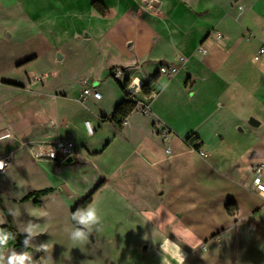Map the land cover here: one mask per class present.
Segmentation results:
<instances>
[{
    "label": "rangeland",
    "instance_id": "rangeland-1",
    "mask_svg": "<svg viewBox=\"0 0 264 264\" xmlns=\"http://www.w3.org/2000/svg\"><path fill=\"white\" fill-rule=\"evenodd\" d=\"M159 1L162 5L151 13L156 16L146 12L129 31L138 37L139 32L151 29L156 37L152 49L158 56L181 53L189 59L197 83H189L185 89L174 80L161 109L179 138L195 134L204 139L207 156L195 150L203 159L199 181L192 180L183 188L168 178L170 195L160 204L145 179L137 183L120 179L122 174L116 171L119 163L112 152L91 161L76 158L63 165L61 174L19 154L14 166L6 173L0 171L4 207L3 211L0 206V225L12 224L25 234L23 242L32 250L3 249L0 244V264H10L13 258L15 264H264V197L250 191L249 175L256 161L264 163V54L255 60L264 46V0L258 2L259 11L253 0H240L243 8L238 19L237 5L233 3L231 8L229 0H202L212 13L196 17L186 13L183 0ZM39 3V33L20 29L24 41L18 49L25 57L36 59L16 69L6 62L0 66V77L13 79L26 71L34 76L47 71V92L53 97L67 95L63 103L64 113L69 114L67 124H80L87 135L86 120L96 117L100 100L89 96L84 104L80 98L86 86L83 81L99 86L103 97L119 89L112 76L108 79L111 83H105L103 72L105 64L125 50L103 48L100 41L107 30L125 26L113 18L103 21L85 0ZM137 11L140 17L143 11L139 5ZM221 13L232 14L222 26L230 39L214 44L210 39L205 43L208 54L201 58L196 50L208 34L200 35L205 30L215 31ZM142 43L147 45L145 37ZM5 53L6 48L0 47V59ZM118 81L124 84L122 76ZM162 82L165 86L167 81ZM155 89H160L157 84ZM251 117L260 125H250ZM110 134L99 130L87 138L95 143ZM166 147L173 152L169 161L179 156L180 163L187 162L179 143ZM209 153L214 157L206 167ZM2 162L4 158H0ZM167 169L168 176L176 170L171 164ZM49 187L56 189L40 206L34 200L21 202L30 191ZM90 194L91 203L79 214L94 210L96 222L84 225L78 219L87 234L74 237L81 230L73 223L72 211ZM229 204L236 205L232 217L226 212Z\"/></svg>",
    "mask_w": 264,
    "mask_h": 264
},
{
    "label": "crops",
    "instance_id": "crops-1",
    "mask_svg": "<svg viewBox=\"0 0 264 264\" xmlns=\"http://www.w3.org/2000/svg\"><path fill=\"white\" fill-rule=\"evenodd\" d=\"M94 1L96 0H85L88 6H91L93 12L102 17L103 21H111L113 18L118 20V25L125 26L121 28L127 29H124V31L121 28L109 29L106 32V37L100 41L103 48L117 46L125 50L122 56L112 59L107 65L105 64L103 72L105 83H111L108 80L111 70L123 72L124 84L129 78L134 77L150 80L151 77L158 74L159 66L162 63H175L180 55L186 57L181 53H176L174 56H158L152 49L155 43L153 39H156V37L153 38L154 32L151 29L146 28L143 32H139L138 37L129 31L130 26L134 25V22L144 19L142 17L146 12L153 16L152 14L158 11V8L162 5L159 0H98L106 7L107 12L105 15H101L96 11L93 6ZM201 1L183 0L185 5L183 8L190 17L195 15L209 16L212 13L210 5L201 3ZM214 1L216 3L219 2L218 0ZM242 1L247 2L248 0ZM258 2L259 0H253V7L257 11L260 10ZM233 3L237 5L239 10L236 17L238 19L242 16L240 12L243 6L240 0H229L231 8L234 7ZM39 4V0H0V47L6 48L5 57L0 59V66H4V63L7 62L10 67L16 69L36 59V57H25L18 49L19 45L24 41V34L20 32V29L24 31L28 29L30 32L39 33L42 20ZM137 5L143 11L140 17H138L140 13L137 11ZM48 16L49 18L51 17L50 14ZM227 17H232V14L223 15L221 13L218 16V23L214 27L215 31L223 34L224 43H227L230 39L229 33L224 31L222 27L223 24L228 23ZM213 33L205 30L200 36L208 35L199 45H205L209 41L207 38ZM86 34L90 36L89 32ZM144 37L147 39L146 47L142 43V38ZM212 47L214 46L212 45ZM225 48H228L227 44ZM196 53L199 55L197 50ZM186 58L187 62L180 66L179 72L173 78L169 79L158 74L156 84L160 89L150 104V113L144 114L136 110L128 117L122 129L116 128L110 121L103 122L101 119L104 116H111L118 104L124 99V93L120 87L121 84L118 78H115L119 85V89L117 88L116 92L106 97L101 96L100 99H95L92 96L93 99L96 101L100 100V102H98V108L95 112L96 117L88 116L86 120L85 130H88L87 135L83 133L84 129L82 130L80 124H67L69 114L67 115L63 111V103H65L67 95L57 94L53 97L47 92L44 83L45 79L50 77L47 71L43 75L36 74L35 76L26 71L13 79L0 77V158H4L5 164L2 172L6 173L14 166L18 155L23 154L29 156L33 161L40 162L46 168L49 167L51 169L52 167L55 174L63 173V165L66 164V160L54 163L45 157L37 156L41 146L51 140L63 138L73 141L76 148L77 146L81 147L80 149L77 148L74 160L82 158L86 161H91L94 158L105 157L112 152L113 157L119 163L116 171L122 174L120 179H134L136 180L135 183L139 182V179H145L148 182L146 186L151 188L150 194L156 195L159 203L163 204L170 195L166 189V180L171 178L173 183L183 188L186 183L192 180L199 181L198 171H200L203 160L196 155L195 149L186 143L189 136L179 138L178 130L164 119L163 110L161 109L166 103L169 87H173L171 83L174 80H178L181 85L184 84L185 89L189 86V83L192 85L197 83L189 69V59L188 57ZM158 61L159 63H157ZM37 76L40 77L39 80H36ZM163 79L167 81L165 86L162 82ZM86 81L89 86L92 85L99 90V86H96L95 83L90 80ZM80 98L83 101L86 100L83 94H81ZM84 104L87 105L86 101H84ZM75 127H77L79 132ZM164 129L169 132L167 138L163 136L162 131ZM99 130L108 131L111 134L102 137L95 143L87 138V136L94 137ZM112 135L113 139H111ZM191 136L199 138L197 142L206 150L205 141L202 137L195 134ZM174 143H179L181 155L184 159H187L186 163H180L181 158L179 156L169 161L168 156L172 155L173 152L166 146H173ZM209 154L210 157L205 160L206 167L211 162L208 160L214 157V154ZM184 159L182 160L184 161ZM257 163L263 162L256 161L251 166L249 174L251 175L250 191L254 194L257 193L251 190L252 169ZM169 164L173 165L176 170L168 176L167 166ZM169 173L171 172L169 171ZM103 182L106 183L107 180ZM49 188L56 189V187ZM181 194H185L184 189H182Z\"/></svg>",
    "mask_w": 264,
    "mask_h": 264
},
{
    "label": "built area",
    "instance_id": "built-area-1",
    "mask_svg": "<svg viewBox=\"0 0 264 264\" xmlns=\"http://www.w3.org/2000/svg\"><path fill=\"white\" fill-rule=\"evenodd\" d=\"M241 8V7H240ZM207 39H212V42H217L219 40H224L222 33L215 31L213 34L209 35ZM197 52L201 57H204L208 54V48L206 45H199ZM264 54V46L259 48V51L255 55V60H260L261 56ZM187 62V58L184 56H178L175 63H162L159 66L158 74L166 78H173L180 69V66ZM123 75V72L116 70L114 72V78H119ZM40 77L37 76L36 80H39ZM149 82V79H141L139 77L129 78L125 82V91L128 95L131 96V99L137 104V110L141 111L144 114L150 113V104L151 99H154L157 95V90H151L148 97L142 95V88L145 87ZM86 86L83 89V97L87 98L93 96L95 99H100L102 94L100 91L88 84L86 80L83 81ZM164 138H167L169 135L168 130L164 129L162 131ZM199 143V142H198ZM169 152V150H167ZM200 156L206 157L207 153L199 147L197 150ZM77 153L76 145L73 141L63 138H57L47 142L44 146H41L39 152L37 153L38 157H45L48 160L58 163L65 161L68 157H74ZM3 169L0 168V171ZM251 190L256 192L259 196L264 197V163H257L253 166L252 169V183Z\"/></svg>",
    "mask_w": 264,
    "mask_h": 264
},
{
    "label": "trees",
    "instance_id": "trees-1",
    "mask_svg": "<svg viewBox=\"0 0 264 264\" xmlns=\"http://www.w3.org/2000/svg\"><path fill=\"white\" fill-rule=\"evenodd\" d=\"M93 6L99 14L101 15L106 14L107 10L102 2L96 0L94 1ZM114 72L115 70H111L109 75L113 76ZM157 81H158V74L151 77L148 84L142 88V95L145 97H148L151 90L155 89V84L157 83ZM120 87L124 93L123 101L118 104V106L116 107L115 111L113 112L111 116H104L101 118L103 122H107V121L112 122L115 125V127L118 129H122L128 117L137 110V104L131 99V96L128 95L125 91V84L120 85ZM150 101L152 102L153 99H151ZM192 138H193L192 136L187 138L186 143L191 145V147L197 151L199 147L201 146V144L197 142L199 138H194L195 139L194 141H192ZM53 191H54L53 188H44L41 190H34L32 192H29L27 195H25L21 199V202H29L31 200H34V204L37 206H40L42 199L48 196L49 194H51ZM91 201H92V194H90L85 200L79 203L77 207L72 211L73 223L84 234H87V232L84 228H82L79 225L77 214L79 213L81 209L87 208L88 205L91 203ZM0 206L4 211V207H3L1 199H0ZM232 208H236V205L229 204L226 206V212L229 216H234L235 211L232 210ZM24 237H25V234L18 233L12 224L0 225V244L3 249L18 248L25 252H30L32 249L24 244L23 242Z\"/></svg>",
    "mask_w": 264,
    "mask_h": 264
},
{
    "label": "clouds",
    "instance_id": "clouds-1",
    "mask_svg": "<svg viewBox=\"0 0 264 264\" xmlns=\"http://www.w3.org/2000/svg\"><path fill=\"white\" fill-rule=\"evenodd\" d=\"M77 218L79 219L80 223L84 224V225H90L92 223L96 222V214L94 210H89L86 214L84 215H80L79 213L77 214ZM84 233L81 231H76L74 233V237H83ZM10 264H15V259H11L10 260Z\"/></svg>",
    "mask_w": 264,
    "mask_h": 264
},
{
    "label": "water",
    "instance_id": "water-1",
    "mask_svg": "<svg viewBox=\"0 0 264 264\" xmlns=\"http://www.w3.org/2000/svg\"><path fill=\"white\" fill-rule=\"evenodd\" d=\"M249 124L250 125H252V126H259L260 125V122L259 121H257L255 118H253V117H251L250 119H249ZM239 130L241 131V132H243V130L241 129V128H239ZM74 162V157H68L67 159H66V163L67 164H71V163H73Z\"/></svg>",
    "mask_w": 264,
    "mask_h": 264
},
{
    "label": "bare ground",
    "instance_id": "bare-ground-1",
    "mask_svg": "<svg viewBox=\"0 0 264 264\" xmlns=\"http://www.w3.org/2000/svg\"><path fill=\"white\" fill-rule=\"evenodd\" d=\"M0 168H2V169L5 168V164H4V162L0 163Z\"/></svg>",
    "mask_w": 264,
    "mask_h": 264
}]
</instances>
